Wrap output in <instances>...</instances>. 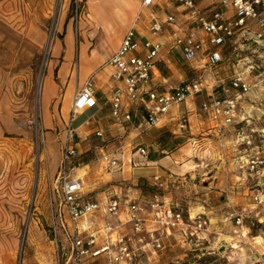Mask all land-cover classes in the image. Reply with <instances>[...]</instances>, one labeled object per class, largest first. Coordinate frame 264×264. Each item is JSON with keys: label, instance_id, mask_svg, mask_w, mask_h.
Here are the masks:
<instances>
[{"label": "built area", "instance_id": "2783aa9c", "mask_svg": "<svg viewBox=\"0 0 264 264\" xmlns=\"http://www.w3.org/2000/svg\"><path fill=\"white\" fill-rule=\"evenodd\" d=\"M176 1L182 9L179 16L159 19L151 13L142 19L143 11L156 2L142 0L116 52L82 86L74 88L67 120L58 134L57 172L46 187L55 264H100V260L103 264L150 263L157 261L171 242L185 248L208 242L218 224L230 227L236 245L242 246L247 245L245 235L259 230L261 235L254 238L260 239L258 247L264 246V126L253 127L260 116L250 98L252 88L258 87L251 84V78L264 75V0H214L208 14L196 0ZM229 51L247 52L229 78L206 82L198 77L177 85L157 80L165 52H175L182 61L195 64V71L213 75L222 68ZM102 71L109 72L108 82L112 84V124L119 129L129 125L127 132L134 137L125 140L129 133L113 136L98 129L86 136L98 141L94 162L100 176L138 167L135 159L145 160L149 152L144 144L133 141L158 127L171 110L201 97L199 114L210 124L207 131L212 134L208 137L214 136L219 162L227 168L223 174L225 192L235 176L233 182L243 183L250 193V203L229 207L221 223L213 224L204 211L193 214L170 201L165 191L172 182L171 175L152 176L154 191L148 197L137 189V181L130 184L135 188L125 181L106 182L100 199L94 191L86 192L84 178L89 165L80 161L83 154L92 152H81L76 122L80 115L97 109L95 79ZM93 123L88 118L80 126ZM178 130L189 133L184 115L178 118ZM191 140L194 153L198 142ZM253 253L251 264H264V250Z\"/></svg>", "mask_w": 264, "mask_h": 264}, {"label": "rangeland", "instance_id": "374dc122", "mask_svg": "<svg viewBox=\"0 0 264 264\" xmlns=\"http://www.w3.org/2000/svg\"><path fill=\"white\" fill-rule=\"evenodd\" d=\"M86 2L59 0L58 12L53 14L54 0H0V264H55L56 249L49 229L46 187L52 183L57 172L60 157L58 134L67 120L73 88L82 86L88 76L113 55L111 53L116 43L113 29L119 23L114 9L118 7V1L96 0L100 4L94 7L89 18ZM90 4L94 3L89 2V8ZM141 18H145L144 12ZM49 36L52 48L46 53V39ZM70 53L71 57L67 56ZM246 54L245 51H229L224 63H221L222 68L213 75L195 71L192 69L195 64H186L176 58V72L167 75L173 77L169 84L177 85L198 77L206 82L213 78H229L240 65L239 58ZM40 73L42 77L37 101ZM106 73L102 71L97 74L96 87L98 79ZM251 79V84L258 86L252 88L250 98L256 104H251L253 109H259L257 116H260L253 127H262L264 91L260 89L264 90V75L254 74ZM201 99L195 98L197 107ZM36 101L37 117L34 112ZM88 118L95 123L90 127L80 126ZM96 121H99L96 116L82 114L76 122L81 127L78 128L81 152H92V159L87 164L89 169H84L87 172L84 178L85 191L86 188L92 189L99 180L108 178L99 175L94 162L98 157L95 150L98 141L86 136L112 122L106 119ZM154 136L152 141L151 138L148 141L159 150L155 154L159 157L168 155L171 146L177 144L170 134L161 135L163 139ZM181 142H185V139ZM161 150L168 154H160ZM151 152L149 158L153 154ZM38 158L41 162L37 161ZM194 174L178 179L172 177L165 191L170 201L179 204L178 207L184 211L205 204L203 196L208 192L207 180L202 178L201 173ZM135 179L144 186V197L152 194L154 189L151 180L142 177ZM178 186L182 187L177 189ZM217 226L219 224L214 227ZM258 235H261L259 230H253L251 235H245V241L249 242L250 237ZM216 238L220 237L211 233L208 242L197 247H169L158 261L143 264H251L246 261L249 252L237 250L236 241L225 243L226 240ZM99 263L103 264L102 260Z\"/></svg>", "mask_w": 264, "mask_h": 264}, {"label": "crops", "instance_id": "0c3cea01", "mask_svg": "<svg viewBox=\"0 0 264 264\" xmlns=\"http://www.w3.org/2000/svg\"><path fill=\"white\" fill-rule=\"evenodd\" d=\"M119 2L118 7L114 8L115 12L117 13L119 17V23L116 25L115 29V38L116 43L115 47L113 48V51L111 54H114L116 50L120 46V42L122 39V36L127 31L129 26L133 23L135 20L138 12L141 9V2L142 0H116ZM198 3V6L204 10L205 13L208 14L209 8L214 0H196ZM94 3V6H92V10L94 11V7L96 5H99L100 3L96 2V0H87L86 4L88 6L89 11V4L88 3ZM123 3V5L121 4ZM181 7L177 3L176 0H156L155 5L150 8L149 10H144L145 17L149 18L150 14L153 13L155 16H157L159 19H163L168 15H174L179 16L181 12ZM231 15V14H230ZM90 17V12L89 15ZM91 18H93V15H91ZM111 25V24H110ZM112 27V26H111ZM168 48V44L166 45L165 49ZM227 54V50L224 52V55ZM164 62L158 66L157 69V80L158 81H165L168 82L173 79V77H169L167 75H173L176 72V65H175V59H180V56L176 54L175 52H165ZM67 56L71 57L67 54ZM186 64H190L185 62ZM194 65V64H193ZM193 69V68H192ZM108 72V71H107ZM108 73L104 75L103 77L98 79V85H97V100H98V107L95 110L88 111L84 114V116H93L97 117L99 121L101 122L102 119L109 120V122H112L110 119V106H109V98H110V88L112 84L108 82ZM76 87H79L78 85ZM74 91V88H73ZM71 104V103H70ZM70 107V105H69ZM199 106L193 103L187 102L186 105H181L177 109L171 110L170 114L161 122V124L152 129L151 131L147 132L145 135H147L143 138L135 139L133 142H137L138 144H144L145 147H147L148 152L152 151V155H150V158L148 156L147 159H135L136 164H138V167L136 168H127L124 170L123 173H117V174H103V176H107L108 178L105 180H99V182L92 186V189L86 188V192H93L96 198L100 199L102 196L101 192L104 189L103 184L109 181L112 182H120L125 181L127 183H134L138 180L135 179V177L138 179L139 177L144 178L146 180H151L152 176L154 175H171L173 177H176L177 179L181 176H194V173H198L202 175V178L206 179V189L207 193L203 196V202L204 205L197 207V209H190L187 208L191 213L197 214L198 212H205L206 214H209V217L212 221H214L215 224L218 222L221 223V216L222 214L228 210L231 206H245L250 203V199L247 197L250 195V193L246 190V187H244L243 183H235L233 182L236 180L235 176L231 177L232 186L230 187V190L228 189V192H225L224 187V179L223 174L225 168L220 162H219V153L217 150V147H215L214 144V136L208 137L212 134V131H207L209 128H211L210 124L199 114ZM69 110V108H68ZM180 115H184L189 123V133H181L178 130V118ZM81 128V127H79ZM129 125H124L122 129L116 128L113 124H109L108 126L99 127L98 130H102L104 132H108V134L113 136H127L129 132H127L129 129ZM163 134H170L174 136L176 142V146H171V150H169V154L165 152L164 150L160 151V154H168L166 156L159 157L158 155H155L158 153L153 145L149 143L148 140L152 141L153 136L161 137V139L164 138V136H161ZM188 135V136H185ZM154 136V137H155ZM134 135L132 133H129L128 138L125 140L132 139ZM182 139H185V142H181ZM191 139H195L197 143V150L196 152L191 151V145L189 142H191ZM228 140H231L230 135H228ZM149 143V144H148ZM151 149V150H149ZM186 153L188 156H186ZM188 157V158H185ZM231 157V156H230ZM230 168H228L229 170ZM163 173L160 174L159 173ZM232 170V168H231ZM82 172V171H81ZM200 172V173H199ZM205 175V176H204ZM177 181V180H176ZM176 183V182H175ZM178 185H181L180 182H177ZM101 185V186H99ZM182 186L176 187L179 189ZM175 188V187H174ZM167 190V189H166ZM144 197V194L141 193ZM170 195V194H169ZM225 196H227L225 199ZM171 196V195H170ZM171 199V198H170ZM175 206H179V204H174ZM180 208V207H179ZM181 209V208H180ZM214 230V233L216 237L219 240H225V238H231L232 243L235 241V237H233L231 233V228L228 226L220 225L217 227L212 228ZM250 241L246 242V247H242L241 245H236L237 250L239 249L242 251L243 249L247 250L249 252L248 257L246 258V261L254 260V253H261L262 250H264V246L258 247V239L254 237H250ZM255 241L258 243L256 244ZM225 243H227L225 241ZM175 247L173 242H171L169 245H167V248L169 247ZM180 247V246H177ZM230 247L232 245L230 244ZM184 248V247H181ZM252 249V250H251ZM235 250V249H233ZM164 253H162L159 257V259L163 256ZM158 259V260H159ZM157 260V261H158ZM143 262H145L143 260Z\"/></svg>", "mask_w": 264, "mask_h": 264}, {"label": "bare ground", "instance_id": "6f19581e", "mask_svg": "<svg viewBox=\"0 0 264 264\" xmlns=\"http://www.w3.org/2000/svg\"><path fill=\"white\" fill-rule=\"evenodd\" d=\"M89 4V3H88ZM91 7L89 8V12L91 13L92 12V6H94V4H90ZM58 8H59V0H54V4H53V7H52V12L53 14H56L58 12ZM56 22V21H55ZM56 24V23H55ZM51 36H49L47 39H46V45H45V52L47 53V51H50V49L52 48L51 46ZM86 63V62H85ZM44 64V63H43ZM43 67V66H42ZM43 71V70H42ZM41 73L39 75V80H38V84H37V90H36V96H37V101H38V95H39V91H40V82H41ZM37 101H36V107L34 109V112H35V117H37ZM258 239V238H257ZM226 242H231L232 239L231 238H225ZM258 243H260V239H258L257 241Z\"/></svg>", "mask_w": 264, "mask_h": 264}, {"label": "trees", "instance_id": "16d2710c", "mask_svg": "<svg viewBox=\"0 0 264 264\" xmlns=\"http://www.w3.org/2000/svg\"><path fill=\"white\" fill-rule=\"evenodd\" d=\"M158 140H160V138H158ZM91 159H92V154H89V153L83 154L81 157L80 163L82 165H87L91 161ZM137 189H140L141 192L144 191V186L141 185L139 180H138V184H137ZM253 230L256 231V229H253Z\"/></svg>", "mask_w": 264, "mask_h": 264}, {"label": "water", "instance_id": "95a60500", "mask_svg": "<svg viewBox=\"0 0 264 264\" xmlns=\"http://www.w3.org/2000/svg\"><path fill=\"white\" fill-rule=\"evenodd\" d=\"M23 242V241H22ZM22 242H21V247H22ZM21 247H20V251H21Z\"/></svg>", "mask_w": 264, "mask_h": 264}]
</instances>
